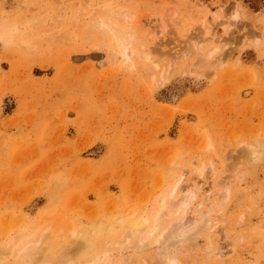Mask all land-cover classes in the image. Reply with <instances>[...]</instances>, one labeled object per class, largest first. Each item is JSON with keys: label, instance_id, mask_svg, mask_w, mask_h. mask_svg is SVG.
<instances>
[{"label": "rangeland", "instance_id": "374dc122", "mask_svg": "<svg viewBox=\"0 0 264 264\" xmlns=\"http://www.w3.org/2000/svg\"><path fill=\"white\" fill-rule=\"evenodd\" d=\"M111 9L132 33L126 63L87 27ZM1 20L0 264H264V152L248 147L264 142V0H0ZM180 177L173 202L202 190L154 234L185 229L139 249L132 227Z\"/></svg>", "mask_w": 264, "mask_h": 264}, {"label": "bare ground", "instance_id": "6f19581e", "mask_svg": "<svg viewBox=\"0 0 264 264\" xmlns=\"http://www.w3.org/2000/svg\"><path fill=\"white\" fill-rule=\"evenodd\" d=\"M228 11L230 13L229 14L230 19H232L236 22L240 21L241 12H240V7L238 5H235V4L232 5L231 12H230V10H227V13H228ZM223 13H224V15L226 14L225 11H223ZM216 16L218 18L220 17L218 14ZM96 17L97 18H92L91 21L89 22L88 26H87L88 30H89V34L98 33V34H100L102 39L104 38L105 40L106 39L110 40L111 43H113L112 46H114V51L112 50L113 51L112 56L115 59L120 60L121 63H126L127 61H129L131 59L133 52H134V48H133V45L131 42L132 33L129 32L128 28H126L125 26H123L120 23H119L120 24L119 25L115 21L116 19L121 20L123 23L126 24V22H128L127 21L128 19L127 20L125 19V17H126L125 14L123 12L121 13L119 9H111L107 13L98 14V16H96ZM227 20H229V19H227ZM201 23L204 27L207 26L205 23V19H203L201 21ZM233 24H231V25H233ZM204 34L205 35L210 34L208 29L206 31H204ZM0 38L3 40H9L11 38V36L8 35L7 26L2 20L0 21ZM88 38H90V37H88ZM260 42H261V39H259V37L256 36L255 42H254L255 45L256 46L259 45ZM219 49L220 48L217 46L213 47L208 53V58L212 57ZM198 50H200V49H198ZM255 146H253V145L249 146L248 145V147H249V149L253 155L261 156L264 152V142H262V141L260 142V140H259L258 146H256V147ZM210 147H211V143L206 142L205 149L208 150ZM257 158H258L257 160H259V158H261V157H257ZM207 165L208 164H206L205 162H202V163H200V165L198 167H196L195 173H196V176L198 179L203 178L205 171L207 169ZM208 169H210V168H208ZM213 175H214V173H213ZM182 179L183 178L180 177L179 180L177 181V184L175 183V185L172 187L170 192H168V194H169L168 197H162L161 202L159 204L160 206H159V208L155 209L154 214L151 217L147 216L144 218L143 225H141L140 227H136V228H134L135 226L132 227L133 233L136 234L137 241L140 243V245L138 247L139 249L143 250V249H146V248H148L154 244L164 245L168 242L169 237L174 236L176 231L178 232V230H179L178 227H180V226H182L183 228L185 227V226H183V224H182L183 222H182V223H180L181 225H179L178 227L172 226L173 228H171L170 231H168L169 233H165V231H163V229H162L159 232L157 231L158 232V233L156 232L157 234H154L155 233L154 230L156 229L157 225H159L158 220L162 219V221H163L164 217L165 218H166V216L167 217H173L174 215H177L179 213H182V215H183L182 219H183L184 216H186L185 214L188 212L190 205L194 202V200H196L198 198L199 193L202 190V187L199 185V183H198L199 181L194 180V181H192L191 184L188 185V191L180 199H178L176 202H173L172 197H174V195L180 190V186L182 184L181 181H183ZM212 195H213L212 193H209L205 199L207 201L206 209L204 211H202V220H201V224H200L201 229L203 231H210L213 228V226H211V224L213 222V213L215 212V209L213 208V206L215 204V202H214L215 200L212 199ZM223 195H224L223 196L224 199H228L229 189L226 188L224 190ZM202 205H203V203L201 202V203H199L198 206L201 207ZM125 218L126 217H124V218L121 217V218L115 220L114 222H112L111 223V229L115 231L118 227H124L127 224ZM147 228H148V231H146L145 234H143V236L140 237V234L142 233V231L146 230ZM166 232H167V230H166ZM73 234H75V232H73ZM198 235H200V234H198ZM201 235H202V233H201ZM125 241H126V238H125ZM123 243H124V241H123ZM117 244L119 247V244H121V241L120 240L117 241ZM49 246H51V244ZM207 246H208V249H207L208 253H211V255H212L216 252V248L213 246V243L210 239L207 242ZM165 252L166 251H164V253ZM169 252H171V251H169ZM171 255L172 254L168 255L165 259H163L162 264H180L177 257L173 256V255L171 256ZM48 262H50V261H48ZM56 264H62V262L58 261ZM90 264H107V262L104 263L103 261L101 262L100 259H94L90 262ZM251 264H258V263L253 262Z\"/></svg>", "mask_w": 264, "mask_h": 264}]
</instances>
